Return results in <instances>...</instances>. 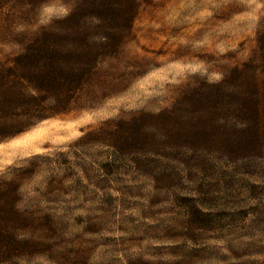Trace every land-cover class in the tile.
I'll list each match as a JSON object with an SVG mask.
<instances>
[{
  "label": "rangeland",
  "instance_id": "obj_1",
  "mask_svg": "<svg viewBox=\"0 0 264 264\" xmlns=\"http://www.w3.org/2000/svg\"><path fill=\"white\" fill-rule=\"evenodd\" d=\"M72 7L0 0V63ZM263 27L264 0L142 1L68 112L0 142V181L34 166L18 206L59 229L13 264H264V160L186 155L180 186L162 189L140 173L106 176L100 145H73L106 120L158 112L197 81L221 80Z\"/></svg>",
  "mask_w": 264,
  "mask_h": 264
},
{
  "label": "trees",
  "instance_id": "obj_2",
  "mask_svg": "<svg viewBox=\"0 0 264 264\" xmlns=\"http://www.w3.org/2000/svg\"><path fill=\"white\" fill-rule=\"evenodd\" d=\"M24 1L38 7L49 0ZM70 1L66 16L0 63V142L68 112L100 62L118 53L141 2L150 0ZM77 144L100 145L106 176L140 173L162 189L180 186L186 155H222L249 168L264 160V27L252 55L221 80L197 81L158 112L106 120ZM34 170L0 181V264L15 263L59 232L50 215L18 206L21 178Z\"/></svg>",
  "mask_w": 264,
  "mask_h": 264
}]
</instances>
